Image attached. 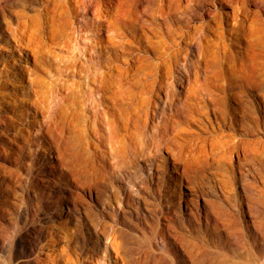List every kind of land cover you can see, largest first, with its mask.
<instances>
[{
  "label": "rangeland",
  "instance_id": "374dc122",
  "mask_svg": "<svg viewBox=\"0 0 264 264\" xmlns=\"http://www.w3.org/2000/svg\"><path fill=\"white\" fill-rule=\"evenodd\" d=\"M213 7L212 4H199L195 6L193 14L186 13L183 21L175 23L173 21L177 16L170 17V13L165 12L166 10L155 1L0 0V81L6 83L8 91L17 87L19 92L28 93L29 99L37 101L35 104L34 101L31 103L38 111V117L35 118L38 124L29 128L20 125L23 131L27 134L30 132L31 136L24 149L26 156L20 169V178L9 183L12 185L9 190L11 199L4 209L0 210V264H38V261L47 264H80L87 262V256L93 257L92 263L95 264H170L173 261H180L182 264L183 258L188 260V264H192L193 260L190 261L185 255L189 248L192 249V257H195L192 259L207 264L211 258L209 254L202 253L205 250L202 244L207 241L212 243L211 252L223 247L222 250L229 255L228 258L239 261V264H264V92L260 89L254 87L244 96V139L249 142L247 157L239 163L234 154L225 151L223 137L214 136V145L216 142V147H222H218L221 156L212 157L211 160L214 161H211L210 167L203 169L202 172L206 176L209 174L211 181L208 183L203 179V182L207 183L202 186L205 190L199 189L191 203V206H197L202 214L205 212L203 207L206 200L210 198L225 207L228 211L223 207L221 209L227 212V220H230L229 217L233 219L228 221L229 229H236L225 235H207L208 233L192 222L195 214L187 209L190 190L185 186L184 174H181L184 162L181 160L176 163L175 167L179 169L175 171L176 168L172 165L174 161L163 147L160 156L151 158L166 159L168 166L157 170L153 167L149 170L146 161L139 157L130 161V167L127 168L125 164L129 158L125 159L126 156H122L121 152H112L108 163L111 168L121 172L116 171V175L112 176L106 174L104 176L107 177L92 185H88L83 178L68 184L60 179H55L58 182L55 184L51 178L41 182L37 171L43 169L40 166L45 160L35 162L33 159L43 152L40 137L47 126L45 115L64 102L69 83L67 74L71 69L67 62L71 55L74 54L88 64H95L100 59H115L117 56L140 55L143 53L141 46L156 38L154 33L166 31L179 24L183 25V28L192 29L210 19L209 10ZM221 10L231 16L236 10L240 18L244 19V38L248 39H244V49L249 53L245 62L249 72L259 73L264 77V33L261 47H255L250 41L252 29L261 26L264 30V0H228L227 6ZM69 31L77 37L68 41ZM112 35V42H115L117 47H112L111 39H108ZM208 37L214 39L210 33ZM122 60L123 58L116 62H119L120 67L125 66ZM13 72L18 73L21 78L15 79L16 73L13 75ZM34 76H37L36 81L33 80ZM230 105L233 103L230 102ZM0 117H3L2 114ZM184 126L187 132L197 130V126L191 121H186ZM239 126L238 133L239 129L243 128ZM224 129L229 131L227 127ZM188 137H191L189 141L195 139ZM192 142L195 143L193 146L199 149L200 141L195 139ZM102 149L110 150V144L103 143ZM43 155L47 157V153ZM238 164L243 165L241 177L236 175ZM8 165L16 168L13 162ZM153 169L158 173L156 172L153 180H150L149 172H153ZM141 177L147 179H140ZM2 178L0 172V185ZM5 181L8 182V179ZM247 184H252L253 189H250L249 185L247 189L243 188L242 185ZM219 185L225 190L227 188L225 194L219 190ZM135 186L138 192L135 191ZM115 193L121 198V205L115 201ZM107 197L111 198V205L104 201ZM82 205L88 208V212H85ZM68 206L75 209L68 210ZM90 220L99 225L106 223L109 227L108 233L103 236L95 232ZM58 223H66V227H61L59 232ZM202 223H205L204 216ZM64 228L69 231L67 235L63 234ZM222 238L227 239L228 243H220ZM194 246L196 249H193ZM117 247L119 251L122 250V254L115 252ZM124 249L125 253H130L125 254ZM132 253L129 258L128 255ZM47 254L50 259L42 260Z\"/></svg>",
  "mask_w": 264,
  "mask_h": 264
},
{
  "label": "bare ground",
  "instance_id": "6f19581e",
  "mask_svg": "<svg viewBox=\"0 0 264 264\" xmlns=\"http://www.w3.org/2000/svg\"><path fill=\"white\" fill-rule=\"evenodd\" d=\"M147 1L158 2L159 6L166 10L165 12L170 13V17L177 16V19L175 17L173 21L175 23L183 21L186 13L195 12V6L199 4H212L214 7L209 10L210 19L199 23L192 29L183 28V25L180 24L178 26L174 25V27L171 24L173 27L168 28L166 31L154 33L156 38L141 46L143 53L140 55L100 59L95 64H88L74 54L71 55L67 62L71 69L67 74L69 83L64 102H61V105L59 104L57 108L45 115L47 126L43 130V136L40 137L43 152L40 156H34L33 158L35 162L45 160L43 165L40 166L43 169L37 171V175H40L39 181L42 182L45 179L48 181L51 178L55 184L58 183L55 179H60L68 184L83 178L88 185H92L97 180L107 177L104 175H116V171H119L111 168V164L108 163V160L111 159V157L109 159L108 157L114 151L121 152L122 156H126L125 159L129 158V161L125 164L127 168L130 167L129 162L136 160L138 157L146 161L149 170L151 167L156 168V170L165 168L168 166L166 159L151 158L152 156L156 158L160 156L159 153L163 147L173 159L172 165L173 168H176L175 171H178L177 168L179 169V167H175L176 163L181 160L184 162L181 174H184L185 186L190 190L187 209L195 214L192 222H195L200 230L208 233L207 235L221 236L222 233L224 235L228 234L229 231H235L236 229H229V222L233 219L229 217L230 220H227L225 207L220 206L221 204L216 202L215 199V202H213L210 200L211 198H208L209 200H206V205L203 207L205 212L202 214L199 211L200 209L197 206L194 208L191 203L199 189L205 190V187L202 186L207 183H204L203 179L205 178L204 181L208 183L211 181L209 174L206 176L202 172L203 169L210 167L214 161V159L211 160L212 157L219 158L221 156L218 149L219 145L216 147V142L214 145V136L223 137L225 151H228L231 155L234 154L239 163H242L244 157H247L249 142L244 139V96L250 93V90L254 87L264 92V77L259 73L249 72L248 64L245 62V58L249 56V53L244 49V39H247L244 38V19L240 18L241 16L236 10L232 12V16L221 10V8L227 6L228 0ZM71 33L70 31L67 32L69 34L68 41L77 37L73 32ZM208 33L214 36L213 40L208 37ZM250 33L252 44L255 47H261V39L264 33L262 27L256 26ZM114 35L108 37L111 42ZM112 47H117L115 42H112ZM120 57L123 58L122 61L125 63L123 67L118 66L119 62L116 63L117 60L120 61ZM15 73L13 72V75ZM14 78L18 79L21 76L16 73ZM27 78L29 81V76ZM33 80L36 81L37 76H34ZM0 87L2 88L0 91V114L3 116L0 117V127L2 128L0 130V172L3 177L0 185L1 210L11 199L9 190L12 185L9 183L20 178V169L26 156L24 149L30 141V132L25 133L20 125L29 128L33 124H38V120H35L38 117V111L34 109V105L31 103L34 101L35 104L37 101L29 99L28 93L19 92L17 87H13L12 91H8L6 83L3 81H0ZM230 102L233 105H230ZM186 121L195 123L197 130L190 132L188 129L189 132H187L184 126ZM238 125L243 127L239 129V133L237 131ZM225 127L229 128V131H224ZM188 136L200 141L199 149L193 146L195 143L192 141L195 139L189 141L188 139L191 137ZM107 142L108 145L110 144V150L102 149V144ZM225 151L222 150V152ZM43 153H47V157ZM10 162L15 163L16 168L10 167L8 165ZM242 168L243 165H239L236 173L237 177L242 176V171H244ZM156 170L153 169V172H149L148 178L150 180H153ZM42 172L43 176H41ZM6 179H8V182L5 181ZM140 179L146 180L147 178L141 177ZM252 180L254 181V179ZM140 185L143 186V184ZM248 185L242 186L247 189ZM132 187L134 188L133 184ZM252 187H254L252 184L249 185L250 189H253ZM44 188L42 189L44 190ZM218 188L223 194L227 192V188L225 190L220 185ZM135 189L137 191V187ZM228 190L230 191V189ZM110 199L107 197L104 201L111 205ZM114 199L118 204L121 203V198L116 193ZM149 199L151 200V198ZM102 206L105 208L104 205ZM83 207L85 212H88V208ZM222 207L225 209L222 210ZM74 209L68 206V210ZM226 211L228 210L226 209ZM203 216L205 223H202ZM91 224L95 232L103 236L108 233L109 227L105 225L106 223L99 225V223L91 222ZM57 227V231H60L61 227H66V223H58ZM64 229L63 234L67 235L69 231H67V228ZM184 236L182 237L184 238ZM176 240L178 241L177 238ZM181 242L184 244L183 240ZM181 242L180 245H182ZM220 243L228 242L227 239L222 238ZM202 246V248H205L202 253L209 254L211 258V261L207 264H239V261L228 258L229 255L222 250L223 247L211 252L212 243L210 241L203 242ZM195 247L193 249H196ZM214 247L216 248L217 245H214ZM114 249L116 250V248ZM117 251L119 249L115 252ZM119 252L122 254V250ZM186 253L188 259L194 262L195 260L192 258L195 257H192V249L189 248ZM131 255L133 253L128 257L130 258ZM92 258L87 256L85 259L87 262L80 264H95L92 263ZM121 258L123 259V257ZM154 258L157 260L156 257ZM48 259H50L49 254L42 260L46 261ZM198 259L196 258V260ZM161 260L163 261V259ZM179 262L173 261L170 264H180ZM193 262L192 264H202L201 260ZM38 264L47 263L38 261ZM182 264H188V260L183 258Z\"/></svg>",
  "mask_w": 264,
  "mask_h": 264
}]
</instances>
